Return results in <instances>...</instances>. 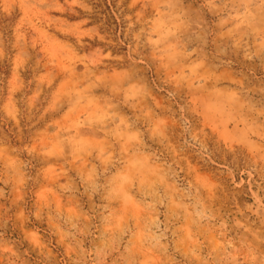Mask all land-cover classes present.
I'll return each mask as SVG.
<instances>
[{
  "label": "rangeland",
  "instance_id": "obj_1",
  "mask_svg": "<svg viewBox=\"0 0 264 264\" xmlns=\"http://www.w3.org/2000/svg\"><path fill=\"white\" fill-rule=\"evenodd\" d=\"M0 264H264V0H0Z\"/></svg>",
  "mask_w": 264,
  "mask_h": 264
}]
</instances>
